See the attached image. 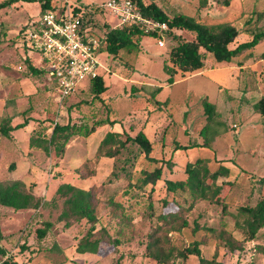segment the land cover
<instances>
[{
    "label": "rangeland",
    "instance_id": "374dc122",
    "mask_svg": "<svg viewBox=\"0 0 264 264\" xmlns=\"http://www.w3.org/2000/svg\"><path fill=\"white\" fill-rule=\"evenodd\" d=\"M104 1L57 0L59 4L97 6V26L102 27L100 24L104 20L115 26L118 19L102 6ZM154 1L170 15L181 11L207 23L232 22L242 29L236 42L251 37L246 28L264 29V0H229L228 4L223 0ZM40 9L38 0H12L0 6V116H12V123L29 117L24 126L12 130L10 137L0 135V181L17 176L42 198L35 209L0 206V225L4 233L0 244L13 252L14 264H162L143 253L149 222L140 217L136 218L131 230L121 235L124 239L119 248L113 249L102 242L96 253L79 252L74 248V243L87 228L85 219L68 227L55 222L44 237L36 236L35 229L42 226L44 220L54 221L60 210L61 200L56 197L55 189L61 181L81 185L93 183L102 199L117 190V197L128 202V195L122 192L127 180L125 170L129 171L131 166L129 162L125 166V162L126 169H123L121 164L124 157L128 156L131 161L132 155H138L136 145L129 144L130 151L124 150L116 162L109 157L95 159L91 165L95 173L90 178L81 179L75 170L78 163L92 157L108 129L122 135L124 131L134 134L143 129L153 141L151 154L165 158L171 155L178 164L171 171L165 168L166 176H180L186 159L204 156L213 165L214 156L223 158L230 175L221 178L223 185L219 197L229 199L232 212L238 205L253 203L264 194V179H261L264 178V115L253 105L264 96V59L261 58L264 39L229 61H218L206 52L201 69L184 72V75L178 71L175 81L167 83L162 64L173 41L164 33L160 37L144 35L139 48L121 49L115 56L101 52L104 67L100 72L107 88L100 98H92L85 79L80 81L75 92L60 101L47 75L31 74L27 70L22 44L15 35L24 24L39 17ZM142 24L147 29L155 27L152 23ZM176 32L186 39L194 36L186 29H176ZM159 38L163 40L162 45L158 44ZM31 54L33 62L39 65L36 52ZM156 85H161V89L153 96ZM203 96L215 104L216 114L211 122H207L203 112ZM156 99L167 101L156 103ZM47 117L51 123L70 120L86 127L107 118L113 122L103 121L88 134H73L64 153L55 158L29 145V134L36 120ZM205 123L210 129L207 133V138L211 139L209 144L202 143L205 136L200 130ZM178 142L197 143L175 148ZM113 167L120 174L119 179L109 177ZM162 185L163 178H160L153 193L155 199L164 194ZM220 211L219 205L202 200L189 212V224L191 227L195 223L216 226ZM96 212L100 221L97 226L104 224L115 234V221L111 220L102 200L98 201ZM223 218L237 236L243 235L233 215ZM205 235L201 232L194 235L191 228H186L184 232H173L172 238L177 245L183 246L197 236L202 239L200 248L204 256H216L226 264H264V227L254 239L245 241L243 249L232 250ZM171 260L173 263L169 264H196L198 258L188 254L185 258Z\"/></svg>",
    "mask_w": 264,
    "mask_h": 264
},
{
    "label": "trees",
    "instance_id": "16d2710c",
    "mask_svg": "<svg viewBox=\"0 0 264 264\" xmlns=\"http://www.w3.org/2000/svg\"><path fill=\"white\" fill-rule=\"evenodd\" d=\"M12 0L0 1V6L9 3ZM40 2V13L45 8L53 10H62L68 3L59 4L57 0H38ZM136 8L141 12L144 18L151 19L159 23H165L166 28L147 29L141 23H122L109 25L104 20L101 26H97L95 14L97 6H90L87 3H70L73 12H78L81 19L82 28H87L90 34H94L99 39V49L115 56L121 49L132 50L139 48L144 35L160 37L163 33L173 41L170 46L167 58L163 61L162 68L167 74L166 82L175 81L174 75L178 71L184 75L187 71H197L204 65L206 52L210 53L216 60H232L234 56L253 47L258 41L264 39V29H247L251 37L247 40L236 42L242 29L238 28L232 22L222 21L207 23L192 14L185 12H174L168 14L154 0H132ZM229 0H223L228 4ZM69 5V4H68ZM259 14V13H258ZM260 15V14H259ZM258 15V16H259ZM31 24V23H30ZM29 23L24 24L16 32L23 47V59L25 67L31 74H45L46 70L42 65H37L32 60L33 49L26 44V29ZM176 29H186L193 32V38L186 39L176 32ZM162 30V31H161ZM235 43V44H234ZM261 58L264 59V52H261ZM169 61L170 63H167ZM54 86V85H53ZM88 88L92 98H100V94L106 90L107 85L104 82L102 73L91 77L88 80ZM161 85H156L152 90V95L158 93ZM156 99V103H164ZM203 112L207 122H211L216 114L215 104L207 96L201 98ZM254 108L264 115V96L260 97L254 103ZM26 110H23V113ZM49 118L37 119L29 134V145L44 150L48 155L55 158L60 157L66 148V145L73 134H88L94 130L96 125L104 122H113L112 119H106L104 122L97 120L91 126L76 125L67 120L64 123L49 122ZM12 116H0V135L11 136L12 130L16 127L24 126L29 117L24 116L22 121L12 123ZM47 123H51L48 125ZM208 124L205 123L200 132L203 134L202 143L209 144L211 139L207 138L209 132ZM213 132V131H212ZM211 142V141H210ZM177 143L176 147H187L196 144ZM129 144L138 147V155H132L131 161L128 156L124 157L121 167L130 163V170H125L126 184L123 188V194L128 195V202L124 203L117 197V190L112 191L107 198L102 199L98 194V187L90 183L81 185L70 181H61L56 186V197L61 200L60 210L55 220L49 219L43 221V225L35 229L36 236L42 238L46 235L48 229L53 224L62 222L68 227L76 222L85 219L87 228L85 232L74 243V248L79 252H98L102 242L113 246V249L120 247L123 242V233L131 230L135 224L136 218L149 222V228L145 232L144 254L155 259L162 264L173 263V258H185L188 254L197 256L196 264H226L216 256L206 257L200 248L202 239L194 236L186 244L177 245L173 238V232H184L186 228H191L194 235L198 232L211 236L227 245L230 249H243L247 240L256 237L258 231L264 227V194H262L253 203L245 202L238 205L235 212L229 209V199L219 197L222 190V177L230 175L229 166L224 164L223 158L214 156V163L204 156H197L193 160L186 159L182 165V174L180 176H166L164 169L174 170L178 164L170 155L155 156L151 154L153 150V141L147 136L143 129H138L134 134L124 131V135L118 134L114 130L108 129L98 142L92 157H88L75 166L80 178H90L95 171L91 167L95 159L100 157H109L116 159L128 149ZM142 158V159H141ZM125 164L124 166V163ZM115 166V165H114ZM109 177L120 178V174L114 169L110 171ZM163 178L164 194L155 199L153 193L157 180ZM261 179H264L263 177ZM42 198L26 187L24 181L20 178L6 179L0 181V206L20 208H37L41 204ZM56 200V199H55ZM102 200L111 216L115 221V234L108 231L106 226H97L99 216L96 212L98 201ZM206 200L210 203L220 206V218L216 226L202 225L195 223L192 227L188 221V214L194 206ZM230 214L235 217V225L243 233L241 237L236 235L234 229L227 227V222L223 218ZM4 238V233L0 225V241ZM0 250L4 246L0 244ZM14 255V254H13ZM170 261V262H169Z\"/></svg>",
    "mask_w": 264,
    "mask_h": 264
},
{
    "label": "built area",
    "instance_id": "2783aa9c",
    "mask_svg": "<svg viewBox=\"0 0 264 264\" xmlns=\"http://www.w3.org/2000/svg\"><path fill=\"white\" fill-rule=\"evenodd\" d=\"M122 23H152L153 26L166 28L159 23L144 18L132 0H106L102 3ZM31 23V24H30ZM26 29V44L36 52L40 65L52 81L56 97L62 100L79 87L80 81L89 80L100 74L103 64L99 49V39L82 28L78 12H73L70 4L62 10L45 8L38 18L29 22ZM162 45L163 40L158 39ZM13 252L0 250V264H14Z\"/></svg>",
    "mask_w": 264,
    "mask_h": 264
},
{
    "label": "crops",
    "instance_id": "0c3cea01",
    "mask_svg": "<svg viewBox=\"0 0 264 264\" xmlns=\"http://www.w3.org/2000/svg\"><path fill=\"white\" fill-rule=\"evenodd\" d=\"M21 121H22V120H21ZM78 164H79V163H78ZM78 164H77V165H78ZM77 165H76V166H77ZM169 176H171V175H169ZM173 176H175V174H173ZM15 178H19V177H17V176H15V177H11V179H15ZM20 179H21V178H20ZM81 179H82V178H81ZM74 183H76V182H74ZM77 184H78V183H77ZM86 185H87V184H86ZM100 247H101V245H100ZM98 252H99V251H98ZM84 253H85V252H84ZM87 253H88V252H87ZM95 253H96V252H95Z\"/></svg>",
    "mask_w": 264,
    "mask_h": 264
}]
</instances>
